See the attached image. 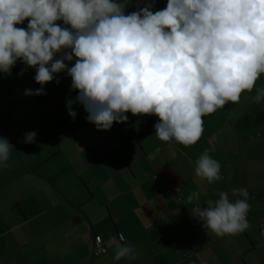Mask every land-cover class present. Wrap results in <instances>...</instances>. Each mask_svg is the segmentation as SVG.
Here are the masks:
<instances>
[{"label":"crops","instance_id":"0c3cea01","mask_svg":"<svg viewBox=\"0 0 264 264\" xmlns=\"http://www.w3.org/2000/svg\"><path fill=\"white\" fill-rule=\"evenodd\" d=\"M126 1L0 0V264H264V0Z\"/></svg>","mask_w":264,"mask_h":264},{"label":"trees","instance_id":"16d2710c","mask_svg":"<svg viewBox=\"0 0 264 264\" xmlns=\"http://www.w3.org/2000/svg\"><path fill=\"white\" fill-rule=\"evenodd\" d=\"M155 1H157V0H127L126 3L123 5L121 15L126 16L133 9L144 8L146 5L153 3ZM113 5H114V0H109L108 6H107V11H112ZM24 9H25V15H24V18L22 20V23H23L24 27L29 28L35 24L36 16L33 13L35 12L36 8L33 7V5L28 4V5H25ZM78 20H79L82 28H84L86 26V24L88 23L85 19H83L81 17H79ZM145 27H146L145 20L140 19L137 21V23L134 27H127L122 22H120V23H117L115 25L114 29L118 34H122L123 37H125V38L129 37L130 39H133V37H138L137 40L133 39V42H137L138 40L145 39V37H146ZM52 34L55 37L54 40L47 45L44 44V42H43L44 46H49L57 40V35H55L54 33H52ZM42 39H43V37H42ZM1 69H2L4 76L7 78H16L17 75L23 71L22 68L8 71L2 65H1ZM246 218H247V216H246Z\"/></svg>","mask_w":264,"mask_h":264},{"label":"built area","instance_id":"2783aa9c","mask_svg":"<svg viewBox=\"0 0 264 264\" xmlns=\"http://www.w3.org/2000/svg\"><path fill=\"white\" fill-rule=\"evenodd\" d=\"M42 37H43V42L46 45L49 44L50 42H52L54 40V38H55L54 35L51 32H48L46 30H42ZM230 85H231L230 80H224L222 82V88L225 91L229 90ZM223 217H224V220L226 222H233V221L245 222L246 221V214L244 213V211L242 210L241 207L236 212V214H234V215L224 214ZM260 233L262 235H264V228L263 227L260 228ZM103 251H104L103 244L101 242L100 237L99 236H95L94 237V241H93V247H92V255L94 257L98 256Z\"/></svg>","mask_w":264,"mask_h":264},{"label":"rangeland","instance_id":"374dc122","mask_svg":"<svg viewBox=\"0 0 264 264\" xmlns=\"http://www.w3.org/2000/svg\"><path fill=\"white\" fill-rule=\"evenodd\" d=\"M231 2H233L234 3V5H238V0H233V1H231ZM257 16L259 17V14H257ZM23 26V25H22ZM23 29H24V27H23ZM25 30V29H24ZM27 30L28 31H31L33 34H38V31H40V27H38V22L36 23V24H34V26H32V27H30V28H27ZM27 30H25V31H27ZM35 30V31H34ZM37 39H39V36H37ZM39 40H37V42H38ZM37 46H39V49H42V48H44L43 50H42V52L41 53H46L45 51H46V49L47 48H45V47H43L42 45H40L39 43H38V45ZM5 46H3V47H0V55L2 54V53H7V52H4L5 51V48H4ZM23 50H24V48L23 47H21V50L19 51V52H16V53H18V55H20V57H23L24 56V59H26V58H28V56L25 54V52H24V54H23ZM8 54V53H7ZM6 62H9V60H6ZM46 63V61L44 62V64ZM21 76H19V78H20ZM19 78H18V80H19ZM15 79H12V81H11V88H13V90L15 91V92H17V94H19L20 96H21V90H20V87H19V83H17V81L15 80Z\"/></svg>","mask_w":264,"mask_h":264}]
</instances>
